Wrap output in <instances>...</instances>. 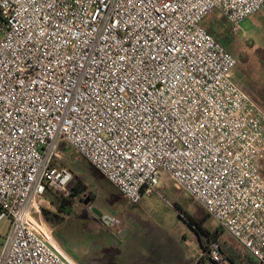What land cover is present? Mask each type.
Segmentation results:
<instances>
[{
    "label": "built area",
    "instance_id": "built-area-1",
    "mask_svg": "<svg viewBox=\"0 0 264 264\" xmlns=\"http://www.w3.org/2000/svg\"><path fill=\"white\" fill-rule=\"evenodd\" d=\"M264 0H0V264H77L43 217L74 149L134 205L174 180L264 264V109L203 26ZM214 26L218 25L215 20ZM214 264H233L210 244Z\"/></svg>",
    "mask_w": 264,
    "mask_h": 264
},
{
    "label": "rangeland",
    "instance_id": "rangeland-1",
    "mask_svg": "<svg viewBox=\"0 0 264 264\" xmlns=\"http://www.w3.org/2000/svg\"><path fill=\"white\" fill-rule=\"evenodd\" d=\"M221 19L216 11L205 19L203 26L207 28ZM215 27L217 39L238 61L233 81L264 109V8L243 21L237 33L227 23H218ZM57 165L72 171L70 190L78 184L81 188L79 194L70 198L73 213L65 215V226L62 225L66 238L59 236L66 251L71 250L77 256L78 259L73 258L77 264L79 261L83 264H189L203 257L202 244L210 246L207 236L199 232V224L210 233L221 230L223 236L219 242L226 248L237 246L217 221L171 178L167 177L159 190L163 197L146 196L134 205L74 149L64 146ZM46 202L43 210L57 212L56 206L48 199ZM8 226V219L0 224L2 237L6 236ZM55 236L54 231L56 240Z\"/></svg>",
    "mask_w": 264,
    "mask_h": 264
},
{
    "label": "trees",
    "instance_id": "trees-1",
    "mask_svg": "<svg viewBox=\"0 0 264 264\" xmlns=\"http://www.w3.org/2000/svg\"><path fill=\"white\" fill-rule=\"evenodd\" d=\"M218 23L224 24L227 22L225 21V19H221L220 22ZM207 30L210 34H212L217 39L218 31L213 24H209V26L207 27ZM80 191H81L80 184H78L73 189H71V194L67 198L53 191H49L46 194V199H48L54 206H56L57 212H51L49 210L44 209L43 217L45 221L47 222V224L55 231L56 233L55 238L58 244L61 246V248L64 249L65 251H66L65 245L59 236L62 235L63 237L66 238L65 234H63L62 225L65 226V221H66L65 215H70L73 213V209H72L73 201L70 198L79 194ZM177 208L179 207L177 206ZM190 222H193V221L191 220ZM198 230L200 233L207 236V240L209 241L208 244H212V243L220 244L222 251L233 264H260V262H258L254 257H252L247 252H245V250L239 244H237L238 247L235 245H230L228 248L225 247L224 243L221 244L219 242L223 234L221 230L217 229L214 233H210V232L205 231L204 228L200 224L198 225ZM200 241L202 242V238L200 239ZM202 245H203L202 248L205 251L206 258L211 262V264H214L211 261L210 256H209L210 246L207 244H206L207 246H205L204 244ZM68 252L67 253L70 256H72L74 259H78L74 252H72L71 250ZM79 264H83V263L79 261Z\"/></svg>",
    "mask_w": 264,
    "mask_h": 264
},
{
    "label": "crops",
    "instance_id": "crops-1",
    "mask_svg": "<svg viewBox=\"0 0 264 264\" xmlns=\"http://www.w3.org/2000/svg\"><path fill=\"white\" fill-rule=\"evenodd\" d=\"M130 232V231H129ZM226 233V232H225ZM127 234H128V232L125 234L126 236H127ZM227 234V233H226ZM230 238H232L229 234H227ZM222 236H223V234H222ZM221 236V237H222ZM233 239V238H232ZM234 240V239H233ZM235 241V240H234ZM236 242V241H235ZM237 243V242H236ZM238 244V243H237ZM203 250V249H202ZM202 258L200 259L199 258V260H191L190 262H188L189 264H205V262H206V260H208L207 258H206V256H205V251L203 250V254H202ZM209 261V260H208ZM209 264H211V262L209 261Z\"/></svg>",
    "mask_w": 264,
    "mask_h": 264
},
{
    "label": "flooded vegetation",
    "instance_id": "flooded-vegetation-1",
    "mask_svg": "<svg viewBox=\"0 0 264 264\" xmlns=\"http://www.w3.org/2000/svg\"><path fill=\"white\" fill-rule=\"evenodd\" d=\"M230 49L233 50L234 52L237 51L236 48L235 47H232V46H230Z\"/></svg>",
    "mask_w": 264,
    "mask_h": 264
},
{
    "label": "water",
    "instance_id": "water-1",
    "mask_svg": "<svg viewBox=\"0 0 264 264\" xmlns=\"http://www.w3.org/2000/svg\"><path fill=\"white\" fill-rule=\"evenodd\" d=\"M88 203V202H87ZM96 214L98 213L96 210H93ZM99 217H101V215H99ZM260 264H263V263H260Z\"/></svg>",
    "mask_w": 264,
    "mask_h": 264
}]
</instances>
